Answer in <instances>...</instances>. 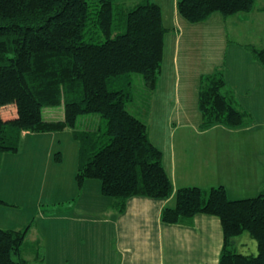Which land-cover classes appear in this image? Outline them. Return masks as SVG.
Returning a JSON list of instances; mask_svg holds the SVG:
<instances>
[{
    "label": "trees",
    "instance_id": "obj_1",
    "mask_svg": "<svg viewBox=\"0 0 264 264\" xmlns=\"http://www.w3.org/2000/svg\"><path fill=\"white\" fill-rule=\"evenodd\" d=\"M255 1L178 0L176 9L181 19L198 24L214 13H250ZM167 32L152 0L132 8L120 0H0V159L18 152L23 133L70 130L78 143L77 185L99 180L115 212L122 213L133 197L174 195V206L162 210V223L216 217L223 236L218 264H264V188L239 200H231L223 186L174 191L144 119L128 110L132 75L142 77L148 101L155 91ZM244 50L264 69V48ZM57 107L63 110L60 119L52 113L45 118L46 109ZM197 107L200 131L243 129L253 120L238 109L223 68L201 76ZM90 114L100 117L102 127L75 130L78 118ZM0 205L9 206L2 200ZM31 227L0 228V264H45L41 241L27 238ZM244 236L255 242L256 254L238 252Z\"/></svg>",
    "mask_w": 264,
    "mask_h": 264
},
{
    "label": "crops",
    "instance_id": "obj_2",
    "mask_svg": "<svg viewBox=\"0 0 264 264\" xmlns=\"http://www.w3.org/2000/svg\"><path fill=\"white\" fill-rule=\"evenodd\" d=\"M177 1L168 0L167 6L164 4L163 7L157 1H152L160 7L163 26L168 32L164 37L161 75L155 91L150 96L148 107L146 105L143 108L149 139L162 152L163 166L170 179L175 176L177 159L185 162L182 156L187 158L186 151L189 157L191 154L194 155L197 148L193 146L194 143H191L195 138L202 139L201 145H204V148H213L220 156V160L217 159L211 167L212 171H218L215 177L220 180V186L225 187L228 197L231 200L255 197L264 188V161L262 160L264 159V140L254 148V143H249V140H242L243 143L232 145H230L231 142L220 139L205 141L210 132L215 134L222 126L200 131L201 117L197 107V88L201 76L212 73L217 68H223L229 90L234 95L238 109L249 113L254 120V112H257L259 107L264 108L263 93L259 95V91L253 88L255 85L260 87L261 79L264 78V69L253 62L247 52L250 60L249 62L244 61L245 50L242 47L252 45V43L242 41V34L246 35L247 31L237 26L253 20L255 16L264 19V12L260 8L256 10L257 12L252 11L242 16L236 14L228 18L214 13L206 22L194 26V24L181 20L176 9ZM227 26L230 27L228 32L231 33V40H228ZM183 30H186L188 35V42L185 41L184 44H182ZM167 35L173 37V43H170L168 47L166 45ZM180 48L184 52L182 59L185 70L180 63L181 58L178 57ZM228 49L232 53L227 61ZM207 51L209 53H205ZM221 54H223L224 63H222ZM238 62L243 66L235 67V63ZM228 70L229 75L226 74ZM181 73H185V76ZM255 79L258 82L252 85ZM247 83L252 85L251 90L248 89L249 85L246 86ZM237 88H242L239 89L241 96L237 93ZM248 93L252 96L247 98L245 95ZM161 118L166 120L161 126L154 127L152 120ZM255 127L249 125L234 131L238 136L245 137L246 134L252 133ZM49 137H51L49 133H23L18 152L4 154L1 157V187L3 190L4 188L8 190L10 197L2 199L0 197V200L9 204V206L0 205V215L12 217V222L2 223L3 216H0L1 229L19 230L29 224L22 217L17 218L16 221L15 215L10 216V212L5 211L21 209L22 205H25V200L26 203L29 202L31 196L28 195V190L22 188L21 192L14 180L19 183L26 182V176L37 159L36 149H46L45 141ZM233 149H246L247 151L254 149V151L253 155L242 153L243 157L236 159L233 157L234 159L229 160L228 158L233 155ZM75 152H77L78 161V149L73 151L74 154ZM251 156L253 160H248ZM168 166L171 173L168 171ZM75 174L76 171L72 165L67 175V184L57 191L61 196L59 199L65 197V200H69L65 207L53 211L48 210V212L44 210L42 214L37 210L35 212L36 216L40 215L39 220L42 219V221H48L49 219L46 218L52 219V216L60 218L58 228L55 226L57 229L49 230L51 226L44 223L45 229H42V232L38 226L33 225L28 232L29 240L39 239L43 244L45 264L51 263L49 261H58L60 264H93L95 262V254L87 257L83 254L89 246L87 241L81 238V232L75 228L78 223H81V217L87 216L84 215L85 213L99 217L98 222L105 229L103 245L95 244L100 264H218L223 241L218 218L197 215L189 224L167 225L162 223V210L165 207L174 206V195L165 200L133 197L127 201L125 210L117 213L112 209L111 199L102 196L103 199H100L99 203L89 204L85 199L88 197L89 190L87 194L85 190L73 191L72 176L75 178ZM18 175L21 181H18ZM233 181L240 191L233 187L230 188L228 182ZM180 187L187 186L181 185ZM178 188L174 187V191ZM54 194L53 191L52 196ZM61 224L65 226L64 231L60 230ZM66 226H70L71 229H66ZM251 241L243 240L238 243V247L249 252L248 254H254L256 244Z\"/></svg>",
    "mask_w": 264,
    "mask_h": 264
},
{
    "label": "rangeland",
    "instance_id": "obj_3",
    "mask_svg": "<svg viewBox=\"0 0 264 264\" xmlns=\"http://www.w3.org/2000/svg\"><path fill=\"white\" fill-rule=\"evenodd\" d=\"M120 1L123 2L126 6L131 7V8L134 7L135 4L140 2V0H120ZM152 1H157L162 7L164 4L167 6V3H169L168 0H152ZM263 7H264V0H256L253 11L257 12L256 11L257 9H260ZM242 15L243 14H238V16H242ZM195 25L197 24H194V26ZM191 26L193 27V25ZM237 27L239 29H243L247 31L246 35L242 34V37H243L242 41L248 44L252 43V45L254 44L257 47L259 46L264 47V19L263 17L255 16L253 20L244 22L243 25H238ZM185 28H188V27H185ZM229 28L230 27L228 26L226 27V33L228 34V37H229L228 40H231L232 39L231 33L228 32ZM183 33L184 35L182 36V44H184L185 41L186 43L188 42V35L186 34L187 31L183 30ZM172 38L173 37H171V35H167L166 37L167 47L169 46L170 43H173ZM221 41H222V36H221ZM242 48L244 49V47ZM205 53H209V51ZM231 53L232 51L228 52L227 61L231 58ZM183 54L184 52L182 48H180L178 57L179 59L181 58L180 63L182 64L183 70H185L183 59H182ZM222 57H223V54H221V60H222ZM249 60L250 58L248 57L245 51L244 61L249 62ZM224 62L225 60L223 59L222 63ZM242 66L243 65L239 62L235 63V67H242ZM238 70H241V69L238 68ZM181 74L182 76H185V73H181ZM226 74L229 75V70L226 72ZM263 81H264V78L262 77L260 87H258V85H255L253 87L255 91H259V95H261L262 93L264 95V82ZM132 82L133 84H132V90H131V99L127 107H128V110H130L134 115H136L138 118L143 120L144 119L143 108L149 104L148 95L144 88L143 79L140 75H132ZM253 82L254 83L252 85L256 84L258 80L256 81L255 79ZM247 85L249 84L247 83L246 86ZM252 85L250 84L248 89H250ZM239 89H242V88H237L236 91L241 96ZM250 96H252L250 93L245 95V97L247 98ZM62 112H63L62 107L50 108V109L45 110L44 115H45V118L49 119V113H52L53 115L55 114L56 116H58V119H60ZM254 116L255 118L250 126L252 127L256 126L255 130H253L252 133L246 134L245 137L238 136L237 133H235L236 131L234 130L230 131L229 129H225L224 127H221L220 129H218V131L215 134L210 132L209 135L206 137L205 141H208V140L214 141L216 139H220L222 141L231 142L230 145H232L234 143L241 144L243 143L242 140L243 141L249 140L250 141L249 143H254L253 144V148H254L255 145L259 144L261 141L264 140V108L261 109L259 107L257 112H254ZM51 117L52 116L50 115V118ZM164 120L166 119L164 118L156 119V120H152V123L154 124V127L161 126ZM102 125H103L102 120L100 119L98 115H94V114L84 115L78 118L76 125H75V130L93 132V131H96L100 126L102 127ZM151 132H152V129H151ZM49 135L51 137L47 138L45 141L47 148L46 149H43V148L36 149L37 159H35L34 166L30 168V173L28 172L26 176L27 177L26 182L19 183L14 180L15 184L20 188L21 192H22V188L28 190L27 193L28 195L31 196L29 202L27 201L26 203V200H25V205L24 206L22 205L21 209H17V210L8 209V211H5V212H10L9 213L10 216L15 215L16 221L20 217H22L27 222H29L31 225L38 226L41 232H42V229H45L44 223L51 226L49 230L53 228L54 230L57 229L60 223L59 222L60 218L52 216L51 217L52 219L47 217L46 219H49L48 221H42V219L39 220L40 215L39 216L35 215L36 210L40 214H42L44 210L48 212V210L53 211L60 207H63V206L65 207V205L67 204L69 200H65L66 199L65 197L62 198L63 200L59 199L61 198V196H60V193L59 194L57 193V191L59 189L64 188V186L67 184V175L69 173V170L71 169V166L73 165V169L75 171L77 167V152H75L74 154L73 151H75V149L77 151L78 143L73 140L71 131L66 130L62 132L49 133ZM202 142H203L202 139L198 140V138H195L193 142L191 143V144L194 143L193 146L197 148L195 154L194 155L191 154L189 157V154L186 151L187 158H185L184 155L182 156L185 162L181 161L180 159H177V167H176V172L174 176L175 178L173 177L171 179L173 182L172 183L173 188L174 187L180 188L181 185L182 186L186 185L189 187L195 186L201 189H208L213 186L221 185L220 180H218V178L215 177L218 171L217 170L212 171V167H211L212 164L217 159L220 160V156L218 153L215 152L213 148H204L203 147L204 145H201ZM238 146H242V145H238ZM224 151L225 150H223V152ZM253 151L254 149H250L249 151H247L246 149L244 150L243 149H239V150L233 149L232 150L233 155L231 156L232 158L229 157L228 159L231 160L234 158L236 159L238 157H243L242 153H248V155L249 153H251L253 155ZM56 158H59V161H57ZM248 160H253V156H251V158H249ZM262 160L264 161V159ZM166 161L167 160H165V162ZM168 171L169 173H171L169 166H168ZM72 177H73L72 178L73 179L72 180L73 191L81 192L82 190H85V194H87L86 192L89 190V193L87 195L88 197L85 198L89 204H91L92 202L99 203L100 199L101 200L103 199L102 197L103 195L101 194L99 180H96V179L86 180L82 184V186L79 187L76 183L74 176ZM18 181H21L19 178V175H18ZM228 183H230L229 184L230 188L233 187L234 189L240 191V189L237 187L234 181L228 182ZM53 191L55 192V194L52 196ZM248 192L252 193L251 191H248ZM64 195L65 194L63 193V196ZM72 195L74 194L72 193ZM0 197L1 199L4 197H10V194H8V190L5 188L3 190V188L1 187V182H0ZM231 197L234 198L233 195H231ZM48 201H51V202H48ZM50 203H52L53 205ZM95 210L100 211L101 209H95ZM84 215H87V216H82L81 223H78L77 226H75V228H77V230L81 232V238L86 240L89 246V249L84 251L83 254L85 255V257L90 256V254L91 255L95 254L96 260L93 264H100L99 259H98L99 256L97 254V249L95 247V244L101 243V245H103L104 240H105V233H104L105 229H103L101 227L100 222H98L100 221L99 217L97 216L94 217L87 213H85ZM0 216H3V215H0ZM1 221L2 223L12 222V217H8V215H5L2 217ZM66 223L69 224L68 222H65V224ZM75 228H74V231H75ZM66 229L70 230L71 228L70 226H66ZM46 230L48 231L47 227H46ZM60 230L64 231L65 226H62L61 224ZM107 235L108 234H106V236ZM246 239H249V238L247 236H244L243 238L240 239L239 242L246 240ZM251 242L255 244V242L253 241ZM237 250L239 253H242V254L249 253L247 251H244L243 248L238 247V245H237ZM253 253L256 254V249H254ZM49 262H51L49 264H60V262L58 261H49Z\"/></svg>",
    "mask_w": 264,
    "mask_h": 264
}]
</instances>
